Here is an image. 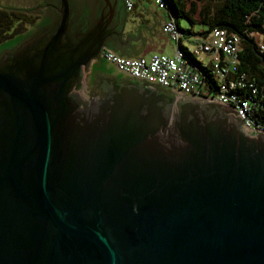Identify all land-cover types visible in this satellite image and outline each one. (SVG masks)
I'll return each instance as SVG.
<instances>
[{"label": "water", "instance_id": "obj_1", "mask_svg": "<svg viewBox=\"0 0 264 264\" xmlns=\"http://www.w3.org/2000/svg\"><path fill=\"white\" fill-rule=\"evenodd\" d=\"M56 9L0 51V264H264V135L108 71L123 25Z\"/></svg>", "mask_w": 264, "mask_h": 264}, {"label": "trees", "instance_id": "obj_2", "mask_svg": "<svg viewBox=\"0 0 264 264\" xmlns=\"http://www.w3.org/2000/svg\"><path fill=\"white\" fill-rule=\"evenodd\" d=\"M167 18L175 25L182 38L192 41L195 37H204L211 29L221 28L234 33L239 39L236 52L235 69L229 77L241 79L243 86L234 87L230 93L239 99H245L250 105L247 117L253 125L264 127V52L260 51L253 34L264 36V0H162ZM134 7V5H133ZM133 9V8H132ZM20 14L16 10L0 9V22L16 19ZM188 27L181 28L179 20ZM200 26L194 30L193 26ZM17 30V29H16ZM6 36L0 34V41ZM184 58L200 74L199 91L204 95H213L216 82L210 73V64L205 66L184 47L177 44ZM221 55V54H220Z\"/></svg>", "mask_w": 264, "mask_h": 264}, {"label": "built area", "instance_id": "obj_3", "mask_svg": "<svg viewBox=\"0 0 264 264\" xmlns=\"http://www.w3.org/2000/svg\"><path fill=\"white\" fill-rule=\"evenodd\" d=\"M135 0H121L123 9L128 12L132 10ZM154 4L162 8V0H153ZM161 31L175 41V50L172 55L163 53H152L148 57H124L107 47H102L99 56L112 64L115 69L126 77L144 82L150 85L165 88L174 93L194 96L228 106L241 119L244 127L254 134H263L264 127H257L247 117L250 105L247 100L239 99L230 93L234 87H242L241 79L229 77L228 73L235 69L236 52L239 49V39L234 33L221 28L211 29L204 37H195L192 48L184 47V50L196 55H203L206 61L203 66L210 64L212 79L216 82V90L213 95H204L199 91L198 85L201 77L191 64L184 58L178 48L179 34L171 19H166L161 25ZM260 51L264 52V36L253 34ZM221 54V55H220Z\"/></svg>", "mask_w": 264, "mask_h": 264}, {"label": "crops", "instance_id": "obj_4", "mask_svg": "<svg viewBox=\"0 0 264 264\" xmlns=\"http://www.w3.org/2000/svg\"><path fill=\"white\" fill-rule=\"evenodd\" d=\"M66 2L70 16L83 17L89 14L94 17L96 12L94 8L100 6L106 11L105 17L115 20L116 16H119L123 27L117 39L125 45L122 44L120 47L117 41H113L106 47L121 56L148 57L152 53L166 55L174 53L175 41L161 31L162 23L168 19L167 14L164 9L157 7L153 0H135L133 9L128 12L124 11L121 0H66ZM48 4L53 5L52 10L59 16L56 8L60 0H0V9L17 12L25 10L26 13H31L29 9L35 6L48 9L50 7ZM98 23L101 24L100 20ZM116 30L118 31V28ZM100 59L108 71L124 76L112 64L101 57Z\"/></svg>", "mask_w": 264, "mask_h": 264}, {"label": "flooded vegetation", "instance_id": "obj_5", "mask_svg": "<svg viewBox=\"0 0 264 264\" xmlns=\"http://www.w3.org/2000/svg\"><path fill=\"white\" fill-rule=\"evenodd\" d=\"M48 6H50L48 7V9L35 6L29 9L31 13H26L25 10L22 12L19 11L20 15L16 17V19H9L5 22H0V34H6L5 38L0 41V51H2L4 48L11 45L15 41L19 40L20 38L25 37L29 34H32L49 26L57 27L60 18L59 16H57L56 12L52 10L54 9L51 8L53 5L51 6L48 4ZM91 11H93V9ZM94 11H96L94 17L89 16V14L83 17L69 15L68 23L66 24V30L76 37H80L92 27V25L94 24L93 21L98 22L99 20L101 22L100 26L105 25L107 27L115 28V30L117 28L120 29L122 25L121 19L117 22V20H114V18L109 19L107 18V16L105 17L106 11L102 6L94 8Z\"/></svg>", "mask_w": 264, "mask_h": 264}, {"label": "rangeland", "instance_id": "obj_6", "mask_svg": "<svg viewBox=\"0 0 264 264\" xmlns=\"http://www.w3.org/2000/svg\"><path fill=\"white\" fill-rule=\"evenodd\" d=\"M178 22H179V26H180L181 28L188 27V26H187V23H185L183 20L180 19ZM193 27H194V30H198V28H199L200 26L195 25V26H193ZM181 45H182L183 47H187V48H189V49L192 48V43L186 41V40L183 39V38H182V40H181ZM196 57H197V58H200V59L202 60V62L206 61V58H205L203 55H196ZM197 58H196V59H197Z\"/></svg>", "mask_w": 264, "mask_h": 264}]
</instances>
